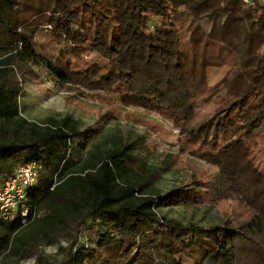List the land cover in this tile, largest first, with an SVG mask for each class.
<instances>
[{
    "label": "trees",
    "instance_id": "trees-1",
    "mask_svg": "<svg viewBox=\"0 0 264 264\" xmlns=\"http://www.w3.org/2000/svg\"><path fill=\"white\" fill-rule=\"evenodd\" d=\"M201 8L231 19L236 50L207 41L193 22ZM81 53L102 59L98 79L63 73ZM41 66L57 88L105 81L171 116L206 145L199 157L217 169L214 199L239 202L247 218L200 227L162 216L182 189L161 196L148 189L152 178L129 179L143 166L135 141L77 157L100 134L89 142L71 116L39 123L22 112L26 74ZM24 163L40 166L21 204L34 218L24 226L0 213V260L41 258L42 237L59 245L58 264H264V2L0 0V188Z\"/></svg>",
    "mask_w": 264,
    "mask_h": 264
},
{
    "label": "rangeland",
    "instance_id": "rangeland-1",
    "mask_svg": "<svg viewBox=\"0 0 264 264\" xmlns=\"http://www.w3.org/2000/svg\"><path fill=\"white\" fill-rule=\"evenodd\" d=\"M193 15V22L205 29L207 41L222 43L225 45L223 48L236 50L230 26L231 19L228 20L223 13L211 14L204 8ZM102 63L98 55L81 53L76 63L67 67L63 73L73 77L84 71L91 80L98 79ZM42 66L38 71L39 75L26 74L28 81L24 84L21 99L22 112L29 120L39 123L51 118L61 120L71 116L79 122L81 128L90 130L87 139L89 142L93 140V136L100 134L90 147L81 155L77 154V157L90 158L103 154L108 148L115 147V144L118 146L135 141L137 149L131 153L139 161V165L142 163L143 166L141 169L136 167L135 174L129 179L140 184L146 178H152L148 189L158 192L161 196L174 189H182L178 195L181 203L160 208L162 216L175 218L184 224L192 222L200 227L222 224L225 220L247 218L239 202L214 199L210 185L217 169L199 157L206 145L202 142L191 143L171 116L136 106L123 96L125 89H107L105 81H100L99 85L75 83L63 89L57 88L56 83L44 73ZM20 74L23 75L21 72ZM82 164L79 163L77 167ZM44 213L45 210H42L35 222L22 230L21 237L31 240L34 234H28L32 232L31 228L39 223L38 220ZM38 239L42 244V257L25 259L21 264L60 263L63 255L59 253V245H49L42 237ZM83 242H86L85 239L82 244ZM62 245L67 246L65 242ZM19 258V255L5 257L0 260V264H13Z\"/></svg>",
    "mask_w": 264,
    "mask_h": 264
},
{
    "label": "built area",
    "instance_id": "built-area-1",
    "mask_svg": "<svg viewBox=\"0 0 264 264\" xmlns=\"http://www.w3.org/2000/svg\"><path fill=\"white\" fill-rule=\"evenodd\" d=\"M248 7H254L257 2L264 0H243ZM40 166L36 163H24L20 165L13 178L5 181L0 188V213L4 220H22L27 225L30 219V211L21 204L26 200L28 191L34 187L39 178Z\"/></svg>",
    "mask_w": 264,
    "mask_h": 264
}]
</instances>
